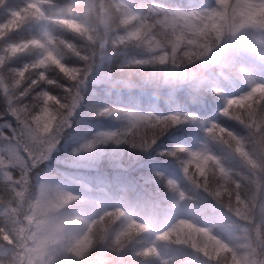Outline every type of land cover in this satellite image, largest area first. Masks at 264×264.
<instances>
[{"label":"clouds","instance_id":"9594fccd","mask_svg":"<svg viewBox=\"0 0 264 264\" xmlns=\"http://www.w3.org/2000/svg\"><path fill=\"white\" fill-rule=\"evenodd\" d=\"M0 264H264V0H0Z\"/></svg>","mask_w":264,"mask_h":264},{"label":"trees","instance_id":"16d2710c","mask_svg":"<svg viewBox=\"0 0 264 264\" xmlns=\"http://www.w3.org/2000/svg\"><path fill=\"white\" fill-rule=\"evenodd\" d=\"M184 133L183 132H181V133H178V135H183ZM168 141H167V138H165V143H167Z\"/></svg>","mask_w":264,"mask_h":264},{"label":"bare ground","instance_id":"6f19581e","mask_svg":"<svg viewBox=\"0 0 264 264\" xmlns=\"http://www.w3.org/2000/svg\"><path fill=\"white\" fill-rule=\"evenodd\" d=\"M165 142V141H164Z\"/></svg>","mask_w":264,"mask_h":264}]
</instances>
